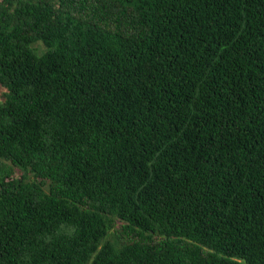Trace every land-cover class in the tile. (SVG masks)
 I'll use <instances>...</instances> for the list:
<instances>
[{
  "label": "trees",
  "instance_id": "1",
  "mask_svg": "<svg viewBox=\"0 0 264 264\" xmlns=\"http://www.w3.org/2000/svg\"><path fill=\"white\" fill-rule=\"evenodd\" d=\"M0 89V264H264V0H0Z\"/></svg>",
  "mask_w": 264,
  "mask_h": 264
},
{
  "label": "rangeland",
  "instance_id": "2",
  "mask_svg": "<svg viewBox=\"0 0 264 264\" xmlns=\"http://www.w3.org/2000/svg\"><path fill=\"white\" fill-rule=\"evenodd\" d=\"M2 96V90L0 89V97ZM4 163H6V162H4ZM8 164V163H7ZM4 164H0V169H3L4 168V166H3Z\"/></svg>",
  "mask_w": 264,
  "mask_h": 264
}]
</instances>
